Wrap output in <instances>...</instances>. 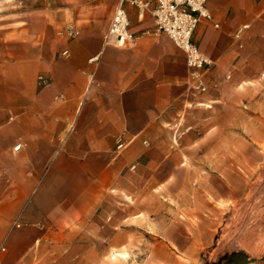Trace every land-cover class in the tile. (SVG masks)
<instances>
[{
	"label": "crops",
	"instance_id": "1",
	"mask_svg": "<svg viewBox=\"0 0 264 264\" xmlns=\"http://www.w3.org/2000/svg\"><path fill=\"white\" fill-rule=\"evenodd\" d=\"M29 1L0 12V264H109L123 249L135 264H264L249 176L263 87L246 86L264 77V0L207 1L204 94L149 11L127 7L140 37L119 48L105 45L116 0Z\"/></svg>",
	"mask_w": 264,
	"mask_h": 264
},
{
	"label": "built area",
	"instance_id": "2",
	"mask_svg": "<svg viewBox=\"0 0 264 264\" xmlns=\"http://www.w3.org/2000/svg\"><path fill=\"white\" fill-rule=\"evenodd\" d=\"M116 1L117 6L105 36V45L119 48L129 44L134 45L140 35H132L129 32L130 21L127 7H134L140 12L149 11L154 19V32L165 35L183 53L192 90L199 94L206 93L208 85L205 77L213 66V61L201 53L193 41V34L201 22L211 19L207 9L208 0ZM77 35V31L72 28L66 30L68 39H73ZM98 59V56H94L88 62L93 65ZM87 77L92 79L91 74H87ZM37 83L40 87L49 85V81L42 76L38 77ZM122 146L123 144L118 141L117 148ZM19 147L20 145H17L16 148Z\"/></svg>",
	"mask_w": 264,
	"mask_h": 264
},
{
	"label": "rangeland",
	"instance_id": "3",
	"mask_svg": "<svg viewBox=\"0 0 264 264\" xmlns=\"http://www.w3.org/2000/svg\"><path fill=\"white\" fill-rule=\"evenodd\" d=\"M9 7L10 9H30L31 8V2L29 0H0V12L2 7ZM230 79V78H229ZM246 86H249L251 88L256 87H263L261 93L257 94V98H254V101L260 100V104L263 105V113H264V77H261L260 79H257V81L247 83ZM253 100V99H252ZM249 113H254L252 110H248ZM250 130L255 129L254 126H248L247 128L245 126H241L240 128H233V133H239L240 131L244 130ZM258 130L260 133V141L258 143H254V146H257L258 149L262 150L264 152V124L263 126H258ZM242 138H249L250 135L246 133H241ZM233 145L237 148H240L241 144L239 142L233 141ZM264 160V159H263ZM250 181L257 180L258 182L262 183V186L257 190L258 193L261 194V196H264V161L263 164L253 173L249 174ZM139 256H142L139 254ZM138 256V257H139ZM137 256L134 258V255L127 253L126 249H123L122 251L116 252V253H109L108 255H105V262L114 263V264H127L128 262H131V264H135V260L138 258ZM130 260V261H129Z\"/></svg>",
	"mask_w": 264,
	"mask_h": 264
}]
</instances>
